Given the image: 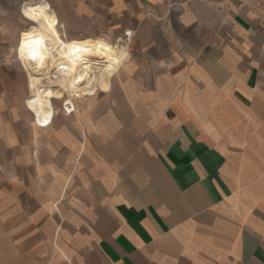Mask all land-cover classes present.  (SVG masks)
Segmentation results:
<instances>
[{
    "label": "crops",
    "instance_id": "obj_1",
    "mask_svg": "<svg viewBox=\"0 0 264 264\" xmlns=\"http://www.w3.org/2000/svg\"><path fill=\"white\" fill-rule=\"evenodd\" d=\"M122 8L95 95L41 109L0 52V264H264V0Z\"/></svg>",
    "mask_w": 264,
    "mask_h": 264
},
{
    "label": "bare ground",
    "instance_id": "obj_2",
    "mask_svg": "<svg viewBox=\"0 0 264 264\" xmlns=\"http://www.w3.org/2000/svg\"><path fill=\"white\" fill-rule=\"evenodd\" d=\"M38 19L37 30L24 36L17 45L18 57L30 78L31 101L48 109L53 99L65 97L64 86L48 81L53 70L61 64L72 69L68 88L75 95H95L100 90H108L111 78L127 59L126 47L110 43L113 48L123 47L116 54L119 49L113 51L103 38L70 45L59 32L52 10L41 12ZM91 60L98 62L92 64L89 62ZM37 71H41L40 76H35ZM56 74L58 72L54 73L55 76Z\"/></svg>",
    "mask_w": 264,
    "mask_h": 264
},
{
    "label": "rangeland",
    "instance_id": "obj_3",
    "mask_svg": "<svg viewBox=\"0 0 264 264\" xmlns=\"http://www.w3.org/2000/svg\"><path fill=\"white\" fill-rule=\"evenodd\" d=\"M3 1L4 10L0 18V52L5 54V58L9 60V63L16 64L27 75L28 72L18 57L17 45L24 36H28L37 30L39 15L45 10H52L54 12L58 30L70 45L83 43L90 39L103 38L106 40V44L114 51L118 50L119 46L113 48L110 46V43L126 47V39L131 34L128 32L129 28L124 29V21L127 19V14L122 8L124 0ZM115 4L119 6V12L114 11ZM127 43H129V40ZM122 48L120 47L115 53H120ZM89 62L93 64V62L96 63L98 61L91 60ZM56 72H58V75L55 78H52L51 75L48 81L64 86L66 88V95L76 96L68 88L72 69L65 67L64 70L58 69ZM35 76L38 75L35 74ZM27 77L29 81V75ZM27 100L28 103L34 104L31 101L30 95ZM0 243H2L1 237Z\"/></svg>",
    "mask_w": 264,
    "mask_h": 264
},
{
    "label": "built area",
    "instance_id": "obj_4",
    "mask_svg": "<svg viewBox=\"0 0 264 264\" xmlns=\"http://www.w3.org/2000/svg\"><path fill=\"white\" fill-rule=\"evenodd\" d=\"M129 33H130V30L128 31ZM127 32V33H128ZM128 35V34H127ZM63 64H61V65H59L55 70H53V73H51V75H52V78L54 77L55 78V75H54V73L58 70V69H60V70H64V68H65V66L63 65ZM55 71V72H54ZM38 72V76H40L41 75V71H37ZM56 76H57V74H56ZM47 80V79H46ZM63 102V108H64V110L68 113V114H70V113H72V111H73V107H72V105H70V103H69V101L67 100V99H65L64 101H62ZM28 104V103H27Z\"/></svg>",
    "mask_w": 264,
    "mask_h": 264
},
{
    "label": "snow or ice",
    "instance_id": "obj_5",
    "mask_svg": "<svg viewBox=\"0 0 264 264\" xmlns=\"http://www.w3.org/2000/svg\"><path fill=\"white\" fill-rule=\"evenodd\" d=\"M35 55H36V53L34 52V53H33V56L35 57Z\"/></svg>",
    "mask_w": 264,
    "mask_h": 264
}]
</instances>
